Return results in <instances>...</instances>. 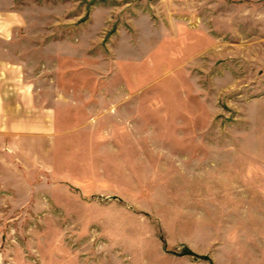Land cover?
Wrapping results in <instances>:
<instances>
[{
    "label": "rangeland",
    "instance_id": "obj_1",
    "mask_svg": "<svg viewBox=\"0 0 264 264\" xmlns=\"http://www.w3.org/2000/svg\"><path fill=\"white\" fill-rule=\"evenodd\" d=\"M49 134H0V264H264V0H0Z\"/></svg>",
    "mask_w": 264,
    "mask_h": 264
},
{
    "label": "crops",
    "instance_id": "obj_2",
    "mask_svg": "<svg viewBox=\"0 0 264 264\" xmlns=\"http://www.w3.org/2000/svg\"><path fill=\"white\" fill-rule=\"evenodd\" d=\"M17 64L0 61V134H49L53 110L33 104V92Z\"/></svg>",
    "mask_w": 264,
    "mask_h": 264
}]
</instances>
